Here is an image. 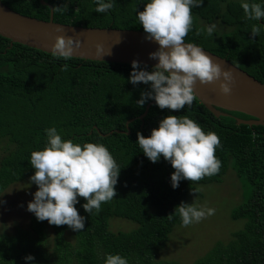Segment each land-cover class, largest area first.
I'll list each match as a JSON object with an SVG mask.
<instances>
[{
    "label": "trees",
    "instance_id": "16d2710c",
    "mask_svg": "<svg viewBox=\"0 0 264 264\" xmlns=\"http://www.w3.org/2000/svg\"><path fill=\"white\" fill-rule=\"evenodd\" d=\"M44 1L52 8L67 2ZM1 2L26 16L49 17V6L40 0ZM143 2L114 0L107 13H96L93 0H71L67 11H53L52 17L63 24L143 31L135 17ZM190 14L192 25L185 42L226 58L264 83V32L250 36V26L256 22L244 19L240 0H202ZM214 21L219 28L226 25L229 29L214 27L209 34L205 29ZM65 63L68 68L61 71ZM129 71L127 63L57 59L20 43L10 45V40L0 35V192L32 175L30 152L42 149L47 127H56L62 139L73 143L103 144L120 168L116 195L102 202L98 212L85 213L80 207L84 199L77 198L74 207L85 217L83 229L73 232L66 225H50V242L47 221H37L30 214L28 229L0 233V264H25L22 257L27 254L34 257L35 264H102L105 253H119L129 264H181L157 259L172 228L180 224L177 214L171 220L166 216L179 202H185L187 195L198 194L197 184L218 182L229 168L246 193L230 214L232 219H244L243 227L190 264H264V124L237 122L238 118H253L236 111L219 109L223 114L214 115L195 96L191 105L178 111L150 105L139 119L151 100L140 108L135 105L147 86L128 83ZM169 114L187 116L202 131L217 135L219 147L214 155L221 162L218 173L198 181L181 180L173 189L169 183L171 166L162 157L152 163L140 152L136 132L147 136ZM129 119L133 120L126 124ZM112 216L130 219L137 227L112 232L108 228ZM67 231L73 242L66 239Z\"/></svg>",
    "mask_w": 264,
    "mask_h": 264
},
{
    "label": "clouds",
    "instance_id": "9594fccd",
    "mask_svg": "<svg viewBox=\"0 0 264 264\" xmlns=\"http://www.w3.org/2000/svg\"><path fill=\"white\" fill-rule=\"evenodd\" d=\"M68 3L71 0L50 10L65 12ZM93 3L96 13H107L112 9L114 0H93ZM201 3L202 0H145L142 10H134L145 34L144 39L157 45L154 51L147 54L149 60L155 61L150 67L135 59L130 61L128 83L135 86L139 82L147 86L135 101L138 108L152 100L159 109H184L193 101V85L197 81L205 84L218 80L220 92H230L233 81L231 71L222 69L200 45L184 42L192 25L190 10ZM262 5L264 0L259 3L240 0L244 19L256 22L250 26V36L257 37L264 32V23H257L264 21ZM214 27L208 25L205 30L211 34ZM79 47V39L57 35L49 52L54 58L68 60L73 50ZM95 47L100 52L101 45ZM67 68L65 63L60 70ZM44 133L42 149L30 152L28 163L33 173L29 182L36 189L31 194V200L26 202V211L37 221L66 225L77 232L84 228L85 221V217L78 215L74 207L78 203L77 198L84 199L80 207L85 213L98 212L102 202H108L116 195L114 186L120 168L103 144L73 143L70 139H62L54 126L45 128ZM135 142L148 161L155 163L162 157L171 166L173 171L169 174V183L173 189L181 180L198 181L220 170L221 162L214 155L219 147L217 135L212 131H202L196 121L184 115H165L147 136L137 131ZM5 193H0V197ZM3 203L0 199V204ZM174 213L184 227L212 215L214 209L181 201L166 218L171 220ZM22 259L25 264H35L31 254ZM102 264H129V261L119 253H105Z\"/></svg>",
    "mask_w": 264,
    "mask_h": 264
},
{
    "label": "water",
    "instance_id": "95a60500",
    "mask_svg": "<svg viewBox=\"0 0 264 264\" xmlns=\"http://www.w3.org/2000/svg\"><path fill=\"white\" fill-rule=\"evenodd\" d=\"M40 3L49 6L47 20L20 14L0 0V35L9 39L10 45L15 42L50 53L49 47L57 35L71 36L80 41V47L73 50L71 57L127 64L135 59L148 66L155 63L154 60L148 59L147 54L154 51L157 45L154 41L144 39L143 31L58 23L53 20V10H50L52 6L44 0H40ZM97 44L101 45L100 52L96 51ZM204 51L222 69L231 71V90L228 94L221 93L218 80L205 84L197 81L193 85V96L214 115L223 114L219 109L236 111L253 118H238L237 122L248 125L264 124V83L226 58L206 49ZM150 105H155L154 101L146 104L144 111L138 116L139 119L146 115ZM132 120L129 119L126 124ZM126 133H129L128 128Z\"/></svg>",
    "mask_w": 264,
    "mask_h": 264
},
{
    "label": "rangeland",
    "instance_id": "374dc122",
    "mask_svg": "<svg viewBox=\"0 0 264 264\" xmlns=\"http://www.w3.org/2000/svg\"><path fill=\"white\" fill-rule=\"evenodd\" d=\"M211 25L219 28L217 21ZM228 29L226 25H220L219 28L220 31ZM1 153L0 150V155ZM29 177L7 186L0 192L10 191L0 197L4 201L0 204V231H3L2 233L15 234L18 229H28L31 213L26 211V202L31 200V194L36 189L34 184H30ZM196 188L198 194L187 195L185 202L213 208L214 213L188 226L174 225L157 259L190 264L204 256L218 241L229 240L232 232L243 227L244 219L230 217L231 211L246 197L244 189L231 168L222 175L220 181L197 184ZM136 227L137 224L130 219L115 216L108 218V228L112 232L129 231ZM45 229L48 240L51 242L53 232L47 222ZM65 237L73 242L69 231L65 233Z\"/></svg>",
    "mask_w": 264,
    "mask_h": 264
}]
</instances>
